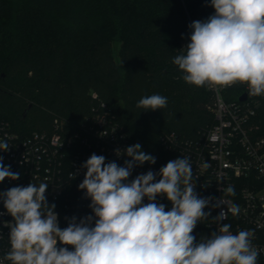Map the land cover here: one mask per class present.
Wrapping results in <instances>:
<instances>
[{
  "label": "trees",
  "instance_id": "obj_1",
  "mask_svg": "<svg viewBox=\"0 0 264 264\" xmlns=\"http://www.w3.org/2000/svg\"><path fill=\"white\" fill-rule=\"evenodd\" d=\"M212 14L210 0H0V120L22 137L55 124L73 134L104 102L129 141L163 167L172 157L163 135L198 139L215 123L213 93L187 84L172 62L191 21ZM153 94L167 106L136 107ZM256 99L254 133L264 137V96Z\"/></svg>",
  "mask_w": 264,
  "mask_h": 264
},
{
  "label": "clouds",
  "instance_id": "obj_2",
  "mask_svg": "<svg viewBox=\"0 0 264 264\" xmlns=\"http://www.w3.org/2000/svg\"><path fill=\"white\" fill-rule=\"evenodd\" d=\"M210 6L214 14L188 26L190 42L173 64L187 84L230 87L242 83L249 96H264V0H210ZM167 103V97L153 94L142 97L136 107L155 111ZM9 148L7 140L0 141V151ZM124 153L131 158L124 166L106 163L103 155L95 153L81 165L87 171L78 188L90 198L94 215L79 221L73 216L63 229L55 204L47 202L49 184L30 182L0 192V201L12 217L11 222L0 221L10 229V250L0 264H257L259 253L251 230L232 234L231 225L224 223L195 242L192 233L197 224L211 216V210L204 209L210 204L212 208L221 203L228 206V202L223 197L213 202L212 197L196 193L190 158L171 160L159 172L148 171L127 182L135 166L155 164L156 158L143 152L139 143ZM20 175L0 157V182L15 181ZM234 194L232 186L223 189V196ZM158 196L171 202V210L156 203ZM145 198L146 204L142 203ZM229 212L237 215L239 207H227L212 221L219 224ZM58 241L64 246L58 248Z\"/></svg>",
  "mask_w": 264,
  "mask_h": 264
},
{
  "label": "built area",
  "instance_id": "obj_3",
  "mask_svg": "<svg viewBox=\"0 0 264 264\" xmlns=\"http://www.w3.org/2000/svg\"><path fill=\"white\" fill-rule=\"evenodd\" d=\"M236 85L238 83L230 87L207 86L215 98L212 108L215 123L198 139H184L172 133L163 135L161 141L165 149L172 153L170 161L180 157L190 158L195 191L200 197H212L213 202L223 197L228 202V206L221 203L220 207L212 208L210 204L204 209L205 212L211 210V216L197 224L192 233L196 237L195 242L218 231L224 223L231 225L232 234L251 230L254 232L252 244L259 253L257 264H264V137L254 133L252 120L257 99L247 94V85L239 87L237 99L226 98V93ZM243 94L247 98L241 101ZM93 97L98 95L93 93ZM100 108L101 111L93 108V114L83 124V132L73 134L63 133V124H55L56 130L52 133L35 131L22 137L11 129L9 122L0 120V141L7 140L10 145L9 150L0 151V157H3L5 166L21 174L15 181L5 179L0 182V192L15 186H27L30 182L49 184L45 195L48 204H58L55 212L61 229L68 226L73 216L79 221L94 215L89 207L90 198L85 197V190L78 188L87 171L81 165L95 153L103 155L106 163L114 161L118 166H124L125 161L131 159L124 150L133 145L123 128L113 121L104 102H100ZM117 150L120 155H117ZM205 162L209 165L207 168L203 167ZM160 168L149 163L135 166L127 182L148 171L157 173ZM228 186L234 188L235 194L223 196V189ZM142 203H148L147 198ZM156 203L164 204L166 211L171 210L172 204L164 196H158ZM233 204L239 207L237 215L229 212L227 219L219 224L212 221ZM0 213H4L0 215V221H12L2 201ZM9 233L10 229L0 224V261L10 250ZM62 246L58 241L57 247ZM67 247L72 250L71 246ZM3 264L10 262L3 261Z\"/></svg>",
  "mask_w": 264,
  "mask_h": 264
},
{
  "label": "rangeland",
  "instance_id": "obj_4",
  "mask_svg": "<svg viewBox=\"0 0 264 264\" xmlns=\"http://www.w3.org/2000/svg\"><path fill=\"white\" fill-rule=\"evenodd\" d=\"M118 46H119V42L117 40L114 41L113 43V48H114V56H115V60L117 62L118 67L122 68V64L121 61L117 55V51H118Z\"/></svg>",
  "mask_w": 264,
  "mask_h": 264
},
{
  "label": "water",
  "instance_id": "obj_5",
  "mask_svg": "<svg viewBox=\"0 0 264 264\" xmlns=\"http://www.w3.org/2000/svg\"><path fill=\"white\" fill-rule=\"evenodd\" d=\"M247 97H246V94H243L241 97H240V100L243 101L245 100Z\"/></svg>",
  "mask_w": 264,
  "mask_h": 264
}]
</instances>
